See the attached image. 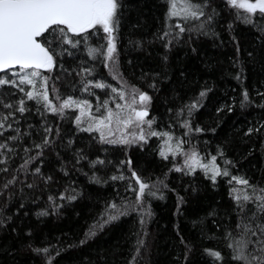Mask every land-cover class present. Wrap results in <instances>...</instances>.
Returning <instances> with one entry per match:
<instances>
[{
    "label": "trees",
    "instance_id": "1",
    "mask_svg": "<svg viewBox=\"0 0 264 264\" xmlns=\"http://www.w3.org/2000/svg\"><path fill=\"white\" fill-rule=\"evenodd\" d=\"M120 2L116 66L109 61L106 67L102 56L88 55L89 47L106 45V34L99 31L76 48L54 41L52 47L62 54L50 71L40 72L49 78L46 87L54 107L69 97L86 99L90 114L100 117L107 114L103 107L96 111L103 101L112 110L143 92L151 97L145 120L153 123L144 126L145 140L139 139L136 128L130 129L129 144L101 142L97 132L83 130L87 125L77 122L75 109L53 113L43 101L26 97L25 84L20 85L24 92L0 88L5 103L18 105L24 99L28 109L23 115L16 113L18 124L13 125L27 135L10 145L14 152L0 164L8 169L0 172V264H236L226 233L235 231L238 218L251 215L249 210L255 207L246 203L241 212L234 197L258 196L264 188V96L259 95L264 93V18L257 14L254 23H246L249 14L244 9L229 6L226 0H209L205 11L215 9L212 21L200 31L179 33L175 25L184 21L168 17L169 0ZM181 4L177 0V10ZM203 20H189L185 27L195 28ZM165 32L171 34L164 37ZM84 68L91 73H84ZM18 71L0 76L18 82L11 76ZM96 83L110 87L96 88ZM112 88L123 91L124 99ZM202 91L204 97L199 95ZM132 107L144 106L138 99ZM8 111L0 106V112ZM46 127L53 129L52 142L35 149L34 144H42ZM250 128L253 131L247 134ZM152 131L168 133L179 144L176 154L161 157L162 138L149 135ZM10 135L15 133L5 132ZM25 147L32 150L25 152ZM37 152L42 154L21 169ZM192 153L203 163L215 156L216 167L230 175H219L213 182L200 169L187 172L183 164ZM98 159L104 163L93 167ZM129 159L131 168L156 186L155 195L137 202L129 188L130 183L138 187L134 181L111 179L131 177ZM49 176L52 179L45 182ZM232 176L247 179L252 187L230 184ZM13 178L15 182L4 188ZM61 194L76 199L61 200ZM113 203L126 214L108 221ZM44 211L47 215H40ZM209 250L220 251L223 260H215Z\"/></svg>",
    "mask_w": 264,
    "mask_h": 264
},
{
    "label": "snow or ice",
    "instance_id": "2",
    "mask_svg": "<svg viewBox=\"0 0 264 264\" xmlns=\"http://www.w3.org/2000/svg\"><path fill=\"white\" fill-rule=\"evenodd\" d=\"M227 4L232 7L239 9H244L249 15L244 17L246 23H254V17L259 15L260 18H264V0H226ZM170 8L168 12V17H180L184 21V24L177 23L176 28L179 29V33L187 31H200L204 28L205 24L210 23L215 14V9L212 13H206V9L210 6L209 0H182L180 9L177 10V0H169ZM122 7L120 0H0V72L7 73L8 70L13 68H18V72H12L11 76L18 77L17 79H11L7 76H0V88L5 86H10L18 88L19 91L24 92V88L20 85L28 84L33 86V91L25 92L26 97L29 100H36L37 103L43 101L45 108H49L53 113H63V110L69 108L73 105L80 108L81 115L84 114L85 109H90L91 104L88 100H78L75 101L72 97H69L58 107H54L48 97L47 92V82L48 77L42 76L40 70L47 69L51 70L56 65V57L62 53H58L55 48L52 47L54 41H58L62 46L64 44L70 45L72 48L79 46L82 41L87 42L89 36L94 33L102 31L105 33L106 45H100L98 47H89L88 55L95 58V56H102L105 60V66L108 67V62H112V66H116L118 63V53L116 41L117 37L115 33L119 30V15L118 11ZM204 17V20L195 28L185 27V24L189 20H200ZM264 31V29H261ZM69 33L72 34L69 36ZM171 33L165 32L164 37H168ZM178 35V34H177ZM73 37H80L81 39H73ZM43 39V43L41 42ZM171 41H169L170 43ZM68 55H72L67 49H64ZM31 69V71H28ZM84 73L90 74L91 70L88 68L82 69ZM39 78L41 83V88L43 91L36 89V80ZM115 78V77H114ZM239 79V77H237ZM86 82L84 90L88 91V84ZM96 88L110 87V85H105L104 83H96L94 85ZM112 92L117 93L121 100L124 99L123 91H118L116 88L111 89ZM138 91V90H136ZM200 97L206 95L205 92L199 93ZM259 95L264 96V93H259ZM99 100V98H97ZM151 97L147 93L141 92L139 94V103L143 105L140 110L131 107V105H119L117 104V109L123 111L125 108L130 109L129 114L126 118L122 117L119 112H113L107 107L108 101H103L98 104L96 109L97 112L103 107L106 110V115H101L100 117H93L95 121V126L90 125L88 128L83 129L84 131H99L101 142L107 143H122L129 144L127 138L120 139H107L104 135V128H108L109 135L112 134V130L109 125L112 124L115 119L116 123L123 124L124 127H129L136 123L139 127L141 124L147 123L149 127L153 123L151 120H145L148 115L147 104L150 102ZM243 100L247 102L249 100V94L247 91L243 93ZM137 101L133 98L132 103L135 104ZM0 106L5 109H9L7 113L0 112V137L3 140L0 141V164H6L7 160L3 157L7 154L14 152V147L10 146L13 142L22 139V135H27V133L22 134L19 127H13L14 124H18L15 119V115L19 112L23 115L28 109L25 107V100L20 99L18 105L11 102H4L3 97H0ZM197 103H193L191 108H196ZM264 107V105H261ZM79 122L80 118L77 117ZM264 127V125H262ZM12 131L15 135L5 136V132ZM200 131V129H196ZM253 129H249L247 134H250ZM259 131V129H256ZM46 135L43 137L42 144H34L35 149H43L44 147L51 144L50 136L53 132L51 127H46L44 129ZM151 136H166L168 141L171 140V136L168 133H157L152 131L149 133ZM140 140H145L143 134V129H141V134L139 136ZM179 144H177V149ZM32 149L25 147L24 151L29 152ZM42 152H37L36 157H29L25 159L24 163L20 165L21 169L27 168L28 164L35 160ZM176 154L175 151L172 153ZM161 157L168 159V155L164 150L160 152ZM189 160L196 163V153H192L188 159L185 160V167L192 170V164H189ZM216 157H212L211 165H202L205 172L211 171L212 176L210 177L213 182H215L216 177L219 175L229 176L230 173L227 169L222 172L215 165ZM79 163V160L77 161ZM103 164L104 161L98 159L92 162V166ZM124 163V162H122ZM129 166V171L131 172V177H125L123 174L120 176H112V180H124L129 179L134 181V187L131 183L129 188L131 191L136 193V201L139 202L143 199L145 195H155L152 191L155 185L149 184L142 175L131 168L132 161L129 159L126 162ZM176 171H182V168L177 167ZM7 167L0 168V172H7ZM35 174H40V168L37 167ZM67 175V172H65ZM45 182L51 180L52 178H44ZM95 179V177H93ZM235 181L238 184L252 187L249 185L247 179L232 176L229 180L231 184ZM15 182V178L7 181L4 184V188H7L10 184ZM33 185L29 184L28 187ZM232 191L235 193L238 190L233 188ZM256 189L253 188V193ZM260 195H236L234 199L237 201V206L240 208L241 212L244 211L246 203L254 204L255 211H251V215H244L238 218V222L235 225V231H229L226 233V239L228 240L227 247L231 250V260L235 261L236 264H264V188L259 189ZM52 200V197H49ZM59 199L64 200H75V195L61 194ZM113 210L112 214L108 216V221L116 220L119 215L126 214V212L121 211V206L113 203L110 205ZM40 215H47V212H41ZM105 221V222H108ZM143 223V221H141ZM94 234V233H93ZM142 246L143 241H139ZM39 251V250H38ZM45 253L49 250L47 248L43 249ZM137 253H139V248H137ZM209 254L214 257L217 261H222L223 256L220 251L209 250ZM135 260V257H133Z\"/></svg>",
    "mask_w": 264,
    "mask_h": 264
},
{
    "label": "rangeland",
    "instance_id": "3",
    "mask_svg": "<svg viewBox=\"0 0 264 264\" xmlns=\"http://www.w3.org/2000/svg\"><path fill=\"white\" fill-rule=\"evenodd\" d=\"M31 71V70H29ZM41 81L39 80V78L36 80V89L37 90H41L43 91V88H41ZM25 86H27L28 88V91H33V86L32 85H28V84H25ZM134 98V97H133ZM139 98H135V100L137 101ZM133 99H131V101H122L119 105H131L134 106L136 105L132 103ZM69 108H72V109H75L78 113V117L80 118L79 122L77 120V122L79 124H85L87 125L86 128H88L90 125H92L93 127L95 126V121L92 119L93 116L90 114V109H85L84 111V114L81 115V111H80V108L76 107L75 105L69 107ZM141 107H136V110H140ZM113 112H119L120 115L124 118L127 117V115L129 114V111L130 109L128 108H125L123 111H121V109H117V107H114V109H112ZM144 126H146V123L144 124H141L139 127L136 126V123L133 122V124L129 127H124L123 124H117L115 119L113 120L112 124L109 125V127L111 128L112 130V134L109 135V131H108V128H104L103 131H104V135L107 139L111 140V139H120L122 137L124 138H127L128 137V134H131L130 132V129H136L138 128L139 129V136L141 134V129H145ZM95 131V130H93ZM97 132L99 135H100V132L99 131H95ZM143 134H144V131H143ZM162 138V142H161V149H160V152L162 150H164L166 152V154L168 155V158L173 156V151H177V143L173 142L172 140L168 141V144L166 145L165 144V141L168 140V137L166 136H161ZM188 159V158H187ZM196 163L193 164V162L191 160H189V164H192V170L190 171L188 167H185V161H184V164H183V168L186 169L187 172H193L197 169H200L202 170L208 177H211L212 176V172L211 171H208V172H205L203 167H201L202 165H211L213 162L212 160H209L208 162L206 163H203L199 157L196 156Z\"/></svg>",
    "mask_w": 264,
    "mask_h": 264
},
{
    "label": "water",
    "instance_id": "4",
    "mask_svg": "<svg viewBox=\"0 0 264 264\" xmlns=\"http://www.w3.org/2000/svg\"><path fill=\"white\" fill-rule=\"evenodd\" d=\"M16 69H18V68L10 69V70H8L7 72H9V71H13V70H16ZM29 70H31V69H29ZM2 74H4V72H0V75H2Z\"/></svg>",
    "mask_w": 264,
    "mask_h": 264
}]
</instances>
